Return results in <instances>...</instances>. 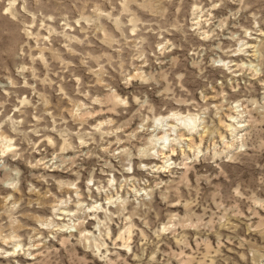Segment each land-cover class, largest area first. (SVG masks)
I'll list each match as a JSON object with an SVG mask.
<instances>
[{
	"label": "rangeland",
	"instance_id": "rangeland-1",
	"mask_svg": "<svg viewBox=\"0 0 264 264\" xmlns=\"http://www.w3.org/2000/svg\"><path fill=\"white\" fill-rule=\"evenodd\" d=\"M0 264H264V0H0Z\"/></svg>",
	"mask_w": 264,
	"mask_h": 264
},
{
	"label": "bare ground",
	"instance_id": "bare-ground-1",
	"mask_svg": "<svg viewBox=\"0 0 264 264\" xmlns=\"http://www.w3.org/2000/svg\"><path fill=\"white\" fill-rule=\"evenodd\" d=\"M174 115V114H173ZM191 119H193L192 117H188V116H185V117H179L178 120H183L184 123H186V126H187V129L190 127V124H189V121H191ZM193 128H191L192 130ZM165 136V135H164Z\"/></svg>",
	"mask_w": 264,
	"mask_h": 264
}]
</instances>
